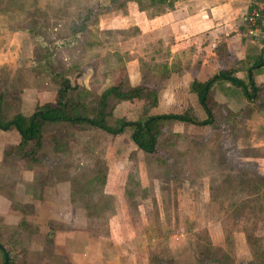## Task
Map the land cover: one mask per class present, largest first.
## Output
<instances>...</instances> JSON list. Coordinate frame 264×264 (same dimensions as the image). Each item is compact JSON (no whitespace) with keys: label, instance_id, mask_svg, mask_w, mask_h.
Listing matches in <instances>:
<instances>
[{"label":"rangeland","instance_id":"374dc122","mask_svg":"<svg viewBox=\"0 0 264 264\" xmlns=\"http://www.w3.org/2000/svg\"><path fill=\"white\" fill-rule=\"evenodd\" d=\"M238 1L241 12L248 8L246 26L254 0ZM119 2L0 0V15L7 17L0 26L1 119L28 117L53 103L61 77L89 109L106 89L129 88L128 51L117 49L126 37H115L104 24L115 20L114 9L125 4ZM148 2L141 0V7ZM163 5L149 15L163 12ZM165 78L154 74L148 83L158 101L149 116L187 110L179 104L185 102L182 94L176 106H168L162 95ZM141 113V103H117L108 122L137 121ZM214 118L213 127L167 122L154 155L139 151L128 130L113 137L59 123L45 124L43 144L30 161L17 151L18 133L0 130V244L12 264H64L54 262L46 230L97 232L121 225L141 232L139 248L133 249L136 264L143 257L154 264H264V88L254 104H219ZM49 181L64 183L72 208L60 212L58 200L52 205L43 199ZM33 187L40 190L37 213ZM127 193L130 201L124 204L121 196ZM126 205L132 215L118 219L114 209L122 212ZM14 212H26L27 220L22 214L5 218Z\"/></svg>","mask_w":264,"mask_h":264},{"label":"crops","instance_id":"0c3cea01","mask_svg":"<svg viewBox=\"0 0 264 264\" xmlns=\"http://www.w3.org/2000/svg\"><path fill=\"white\" fill-rule=\"evenodd\" d=\"M122 1H125V4L121 2V5L114 9L117 10L114 14L115 20L109 19L104 24L115 37H126L125 41H118L117 49L128 51L129 61L125 70L129 88L140 84L149 86L148 83L152 82L154 74H164L166 78L162 95L168 101V106H176V99L182 94L185 102L179 103L180 106H186L187 112H193L192 115L190 112L188 114L199 121L206 120V115L197 95L191 92L193 81L205 83L221 73H226L246 85L252 72L254 85L260 91L264 88V13L257 29L250 33L244 24V15L248 8L244 6L245 10L241 12L243 8L239 7L238 0H165L164 11L153 16L149 15L148 11L158 6L156 3L148 0L146 7L142 8L141 0ZM5 18L7 17L0 15V26H4ZM0 32H4L1 27ZM21 34L24 35L22 32ZM180 79H183V86L179 85ZM170 91L179 94H168ZM210 94L213 110L219 104L230 108L238 104H251L244 97L241 88L225 79L215 80ZM186 111L182 108V111L175 114H183ZM175 123L185 125L181 122ZM11 130L15 129L4 131ZM121 169L122 166L118 165L117 171L120 175L123 173ZM106 180H109L108 176ZM61 184L64 183L55 184L49 181L46 189L43 185L45 192L41 196L52 201V205L56 203L53 199L58 200L57 205L60 212H63L72 206ZM33 188L37 193L34 198L36 199L40 190ZM27 192L29 191L22 193L25 195ZM20 196L22 200L17 199L18 202L21 205L27 204L24 202L26 198L21 194ZM126 196L128 193L121 196L120 202L128 204L130 200L125 198ZM38 202V199L34 201V213H37ZM21 211H24L23 207ZM131 211L129 205L124 206L122 212L120 207H117V211L114 209L115 215L122 220L128 219L132 215ZM21 214L24 219L26 212ZM21 214L19 216L15 212L7 213L5 218L20 219ZM66 221L71 223L70 220ZM119 228L120 225H117V229ZM140 237V231L126 230L125 225H121L120 230L97 232L72 228L46 230V238L54 251V262L61 260L64 264H136L137 257L133 249L139 248ZM0 257L2 258L1 252ZM140 261V264H154V261L150 262L144 257Z\"/></svg>","mask_w":264,"mask_h":264},{"label":"trees","instance_id":"16d2710c","mask_svg":"<svg viewBox=\"0 0 264 264\" xmlns=\"http://www.w3.org/2000/svg\"><path fill=\"white\" fill-rule=\"evenodd\" d=\"M149 1L157 5L165 3V0ZM217 79L228 80L231 84L241 88L244 97L252 104L256 103L260 89L254 85L252 72L248 76V84L246 85L226 73H221L220 76H215L205 83L192 82L191 92L198 97L199 104L206 115L204 121L192 118L187 111L183 114H150L153 116H149L148 111L156 108L158 101L155 89L144 84L126 90L121 89L120 85L112 86L101 93L98 105L89 109L82 104L81 98L74 94L76 87L72 86L68 79L61 77V84L56 93L55 101L38 106L28 117L17 115L11 120H2V99L0 97V130L14 128L19 133L20 142L17 151H24L20 153L29 158L30 161H36V153L43 144V128L48 123H67L75 129L98 130L113 137L122 135L128 130L130 140L137 149L146 155H154L161 134V127L167 122H181L187 126L209 125L213 127L215 118L210 90ZM121 102L141 103V117L137 121H127L124 118L117 119L111 125L108 119L112 118L113 106ZM28 145H32L33 148L29 151L24 150ZM7 254L9 257L8 264H12L10 254L8 252Z\"/></svg>","mask_w":264,"mask_h":264},{"label":"built area","instance_id":"2783aa9c","mask_svg":"<svg viewBox=\"0 0 264 264\" xmlns=\"http://www.w3.org/2000/svg\"><path fill=\"white\" fill-rule=\"evenodd\" d=\"M250 12L245 18L246 28L250 33L257 29L259 18L264 13V0H254L250 6Z\"/></svg>","mask_w":264,"mask_h":264},{"label":"water","instance_id":"95a60500","mask_svg":"<svg viewBox=\"0 0 264 264\" xmlns=\"http://www.w3.org/2000/svg\"><path fill=\"white\" fill-rule=\"evenodd\" d=\"M0 252L2 254L3 264L9 263V257L7 251L0 245Z\"/></svg>","mask_w":264,"mask_h":264}]
</instances>
